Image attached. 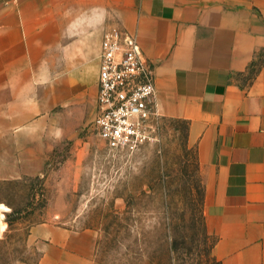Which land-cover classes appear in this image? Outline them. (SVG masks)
<instances>
[{"label": "crops", "instance_id": "crops-1", "mask_svg": "<svg viewBox=\"0 0 264 264\" xmlns=\"http://www.w3.org/2000/svg\"><path fill=\"white\" fill-rule=\"evenodd\" d=\"M105 26L135 35L159 115L187 121L211 255L264 264V0H0V127L36 117L54 62L96 43L97 69ZM29 235L36 264H100L91 229L44 222Z\"/></svg>", "mask_w": 264, "mask_h": 264}, {"label": "rangeland", "instance_id": "rangeland-1", "mask_svg": "<svg viewBox=\"0 0 264 264\" xmlns=\"http://www.w3.org/2000/svg\"><path fill=\"white\" fill-rule=\"evenodd\" d=\"M95 45L68 68L54 62L36 117L1 125L8 131L0 133V264H36L29 231L44 222L91 229L100 264H215L185 124L159 115L132 151L110 150L97 136ZM189 211L192 220L179 218Z\"/></svg>", "mask_w": 264, "mask_h": 264}, {"label": "built area", "instance_id": "built-area-1", "mask_svg": "<svg viewBox=\"0 0 264 264\" xmlns=\"http://www.w3.org/2000/svg\"><path fill=\"white\" fill-rule=\"evenodd\" d=\"M152 64L135 35L118 27L102 33L97 63V136L110 150L132 151L148 139L159 116Z\"/></svg>", "mask_w": 264, "mask_h": 264}, {"label": "trees", "instance_id": "trees-1", "mask_svg": "<svg viewBox=\"0 0 264 264\" xmlns=\"http://www.w3.org/2000/svg\"><path fill=\"white\" fill-rule=\"evenodd\" d=\"M260 54H262V55H264V49L261 51V53ZM167 119H169V120H172V121H181V122H183L184 124H185V126H184V128H185V136H186V130H187V121L186 120H184V119H180V118H174V117H166ZM196 166H197V163H196ZM202 199V198H201ZM162 206L163 207H167L168 205H167V202H166V197H163L162 198ZM202 203V202H201ZM197 211L199 212L198 213V215H199V217L202 219L201 220V222H202V228H203V231H204V237H208L209 236V234L207 233V231H206V229H205V225H204V220H203V211H201V208H199V209H197ZM192 212H188V215H187V213H182L181 215H179V218H181V220H184V218L185 217H187V219H189V220H192L193 219V214H191ZM169 220H172V218H169ZM171 222V221H170ZM169 222V223H170ZM0 225H3V224H0ZM214 237H213V239H212V241H211V244H210V248H209V252H208V258L209 259H211V260H213L214 262H215V264H220L219 263V261H217L212 255H211V252H210V249H211V246H212V244L214 243Z\"/></svg>", "mask_w": 264, "mask_h": 264}]
</instances>
